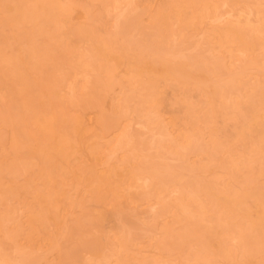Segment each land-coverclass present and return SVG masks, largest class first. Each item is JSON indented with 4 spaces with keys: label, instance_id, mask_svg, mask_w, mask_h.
Wrapping results in <instances>:
<instances>
[{
    "label": "rangeland",
    "instance_id": "1",
    "mask_svg": "<svg viewBox=\"0 0 264 264\" xmlns=\"http://www.w3.org/2000/svg\"><path fill=\"white\" fill-rule=\"evenodd\" d=\"M172 1L59 0L60 5L68 4L72 10L70 14L66 13L67 22L60 27L61 46L56 42L54 49L57 47L59 50L64 45L67 48L75 46L83 61L86 58L90 60L91 55L96 53L90 63L96 64L90 66L87 63V66L84 64L87 60H74V65L78 63L81 66L75 65L74 69V65L65 63L63 70L69 72L56 73L61 77L64 74L66 78L59 87L60 97L53 102L62 105L63 118L73 127L77 126L78 131L71 133L70 141L75 148L70 156L71 168L66 173L53 175L52 182L46 176L51 171L56 172L54 169L48 170L49 164L43 165L38 156L31 159L33 165L29 164V168L27 165V171L22 161L18 175L14 165L11 168L15 169V174L13 170L10 172L11 161L16 159V162L23 151L14 155L17 152L14 149V129L15 126L17 129L19 127L7 125L4 119L8 113H19V110L10 105L8 85L0 86V254L7 259L6 264H258L264 258V253H260L263 254L261 256H247L242 238L235 234L227 236V244L232 252L229 261L214 248L201 253L196 242H188L190 238L178 242L175 238L187 225L186 218L199 219L205 226H210L217 219L222 223V217L225 216L219 204L209 198L206 188L200 191L197 198V182L200 185L209 182L219 185L216 186L218 190L224 191L219 195L220 198L225 197L228 189L264 187V175L259 173L264 167V159L261 160L256 154V150L259 151L257 144L243 141L239 131L241 117L246 115L245 107L261 102L264 43L253 47L246 46L234 37L225 41L222 38L232 27L243 29L240 30L246 35L250 34L251 38L249 35L247 38L249 41H263L264 0H210L207 9L197 12L188 7L182 18L191 21L193 18L197 28L186 25L181 16L171 18L173 34L168 44L172 45L170 47L167 44L171 52L168 61L161 64L156 61L155 54L144 53V56H148L146 58L139 54L143 50L139 51L136 45L142 42L139 33L143 38L148 37V34L144 35L146 30L151 29L148 31L151 32L156 28L155 22L160 13L170 9L168 6H171ZM1 9L0 44L2 40L9 41L12 37L10 44L7 42V53L11 54L9 56L15 54L16 57L22 54L26 59L28 47L37 43L43 45L45 35L36 34L33 30L35 23L31 21L20 26L10 25L6 21L8 14ZM131 14H139L135 20L139 28L143 26L145 29L143 34L140 32L142 28L130 32V37L134 38L133 44L135 41L137 43L133 45L136 49H125L128 30L125 32V24L122 23L127 18V21L130 20L128 16ZM14 26L19 32L14 30ZM82 27L96 30L97 45L107 41L109 47V41L116 42L114 47L110 46L113 48L111 51L108 48L109 55L111 53L116 58L97 55L91 49L88 38L78 39L73 28L77 32ZM29 30H32L31 33ZM68 35L72 41L67 39ZM24 36L37 40L31 45L30 40L28 45ZM154 44L157 45V40H154ZM141 45L138 48L144 47ZM1 46L6 47L1 44L0 49ZM102 46L106 48L107 44ZM55 52L58 54L60 51ZM93 60L96 62L93 63ZM144 61H148L145 65L150 68L148 72H152L151 76L153 74L159 79L157 91L160 102L155 97L146 98L148 91L144 82L147 76L134 73L133 63L143 64ZM28 63L23 67L28 69L29 79L40 92L39 88L44 82ZM102 64L115 67H112L115 82L109 89L102 81L107 77ZM169 64L171 67L183 64L191 77L189 81L183 84L177 79L175 81L173 77L176 78V75L171 69L165 70L170 74L163 73L167 69L166 65L170 68ZM154 65L162 75L153 72ZM70 67L72 70H68ZM148 76L151 77L150 74ZM200 76L203 79L199 80ZM224 78H229L228 84L237 89L232 92L224 90ZM96 79H100L99 83ZM11 83H8L9 86ZM214 90L218 93H213ZM92 92L100 97L98 105L87 103L90 99L88 93ZM220 93L227 97H220ZM41 99L49 100L46 89ZM222 103L230 105L227 110L223 109ZM192 107L194 112L191 111ZM9 108H13L12 112L7 110ZM147 110H151L157 118L147 121ZM212 131L218 132L214 134ZM194 133H197V140ZM38 134L39 131L35 136ZM40 134L38 136L41 138ZM157 143H160L159 147ZM218 143L227 146L222 148ZM174 148H178L177 151ZM232 162L239 166L243 162L248 163V167L238 166V178L231 174ZM151 164L167 166L169 172L162 173L160 177H151L148 172ZM90 167L94 169L97 180L87 177ZM42 170L44 173L47 170V174H43ZM161 177L170 180L162 184ZM249 177L258 178L256 182L244 185L242 180ZM99 178L106 181L101 182ZM27 179L32 183L31 187L26 186L29 182ZM23 185L25 190L28 188L26 192L20 188ZM18 186L20 189H17ZM53 186H56V195L48 197V200L47 193ZM246 202L255 211V199L248 197ZM47 208L50 209V217L43 224L37 216L42 212L41 209ZM103 215L105 218L101 221Z\"/></svg>",
    "mask_w": 264,
    "mask_h": 264
},
{
    "label": "bare ground",
    "instance_id": "2",
    "mask_svg": "<svg viewBox=\"0 0 264 264\" xmlns=\"http://www.w3.org/2000/svg\"><path fill=\"white\" fill-rule=\"evenodd\" d=\"M209 1L210 0H173L172 3L170 4L171 6L170 7L168 6V8H170V9H168L167 11L164 10L163 12L160 13V17L159 18L157 17L158 21L156 20L157 22H155V23H157V26H156V28H154L155 30L153 29L154 32L153 31H151L152 33L148 32L151 29L146 30L147 33L145 32V34H144L146 36L148 34V37L144 36L146 39L143 38L142 34H143V30L145 28L143 26H141V24H140V26H141L142 30L140 32H142V34H141L142 36H140V33H139V30L141 28H139V25L137 24L138 22L136 21L137 20L136 18L138 17L139 14L138 15L133 14L134 16H136L135 18L131 14L132 16H128L130 18V20L127 21V19H128L127 18L125 20L126 22L124 21L122 23V24H125V26L123 25L124 27L122 26L124 29L126 28L125 32H126V30H128L126 32L127 33L126 34L127 39H126V45H125L126 47L124 46L125 49H128V48L132 49L134 47L133 45L137 44L136 41H135V44H133L134 38L132 39L130 37L129 33L134 31V30L139 29L137 31V33H139V37H142L141 38L142 42H139L140 39H138L137 42H139V43L136 46H137V49L139 51L143 50V51H140L139 54H141L143 56H144V53L145 54L147 53L148 55L149 54H152V55L155 54V56L157 57L156 61L160 62L161 64H165L168 61V55L171 52V50H170L171 48H169L167 46V44L169 43L168 39H170L171 38L170 35L173 34V33L171 34L172 27L170 28V26H172V25H170L171 18L180 17V16L182 18L184 12L187 10L188 7L192 8L194 10V12H197V10H199V9H207V7L210 6ZM169 2H170V0H169ZM185 3H186V5H185ZM1 8H3L6 11V13L8 14V18L6 16L5 17H6V21L8 20L10 25L15 24V26L16 25L20 26V24H23L27 21H31L32 24H33V22L35 23V24H33L34 25L33 30H35V33L39 32V33L43 34V36L45 35V37L43 38L45 43H43L41 41L43 43V45H41L40 43H37V45H34V44L31 45V43H33L34 40L36 42L37 39H34V37H33V40H31L28 37L29 38V40H28V38L25 37L27 34L24 36V38L27 39L28 45H29V41L31 40L30 41L31 46L28 47V51H27L28 57L26 59L22 54L16 57L15 54H13L15 56H13V55L9 56L10 53L9 52L7 53L6 49L7 48L9 49V44H10L9 42L11 41L12 37L10 38L9 41L8 40L7 41L2 40V43H1L2 45H5L6 47L4 48L3 46H1L2 49H0V86L6 87V85H8L7 86L9 88V92H8L9 95L8 96H10L9 102H11V104L10 103H8V104H10L11 107L15 106V110H19V113L16 112L18 114L15 113L16 115L14 113H8V117H6L7 115H5L4 122H6V124L9 126L10 125L11 126L17 125L19 127L18 129L16 126H15V129H14V127L12 128V129H14V135H15V142H14L15 148L14 147L13 148L15 149V152L17 150V152L14 153V155L15 154L18 155L21 153V151H23L20 155H18L19 157L17 158V161H16L17 163L20 162L21 165L16 164V162L14 161L16 159H14L13 162L16 165L13 164V162L11 161L12 164L10 163V168H11V165H12V167L14 165L15 169H18V170H16L17 171L16 174L18 175L19 170L22 169L21 168L22 161H23V165L25 164V166H23L24 170L27 171V169H26L27 165L29 168L30 167L29 164H31L33 162L31 159L33 157L35 158L36 156H38L39 157L38 159L41 160L40 162H42L43 165L47 166L49 164V168L47 167L48 170L51 171L52 169H54L53 171L56 172V173H52V171L51 172L49 171L50 173L48 172L49 174H48V176H46L47 179L48 180L50 179V181L52 182L53 181L52 180L53 175H59L60 173H62V174L66 173L71 168L70 156L75 151L74 145L70 141L71 140V133L78 131L77 126L73 127L72 125H70L68 123V121L66 119L63 118L64 112H63L62 105H58L57 102H56L57 104H55L53 102L55 100H58V98L60 97L59 87L62 86V83H64V78H66V77H64L65 76L64 74L61 77V76H58L56 73L59 71H61V72L65 71V69L63 70V64L65 65V63H67V65L69 63V64H71L70 66H72V65H74L73 64L74 60H77L80 62L83 61V57L81 55L78 56L79 52L76 51L75 46L70 45L71 48H67V46H65L61 42L62 45H64L65 47L63 46L62 48H60L61 50L59 49V47H58L59 50H57V47H56V50L54 49L56 42H57L58 46H61V45H59L60 44L59 39L61 40V38H62L60 27L67 22L66 20L68 17H67L66 13H69L70 10H72V6H70L68 4L65 6L60 5L59 0H0V9ZM1 11H2V9H1ZM69 14H68V16H69ZM131 17L133 19H131ZM196 19H197V16H196ZM38 20H40V22H37ZM182 21L188 26L192 25L193 28L194 27L197 28L195 25L196 22L193 21V18H192V21L191 20H185L182 18ZM3 22H5V21H3ZM126 25H127L128 29H127ZM15 26H14V30H15ZM16 29H19V27H17ZM20 29H21V27H20ZM73 29L76 31V28H73ZM240 29L239 30L233 29L231 27V29L227 30L229 33L227 34V32H226V35L222 38H224V41H225L227 38L229 39L231 37H234V38L238 39V41L245 44L246 46H253V47L257 44L264 43V40L260 41V42L257 41V39H255L257 37L254 38L256 41L255 40L254 41L247 40V38H249V37L251 38L250 34H248L249 35V37H248V35H246L243 31H241L243 29H241V30ZM17 31L19 32V30H17ZM22 31H23V29H22ZM29 31L31 33L32 30H29ZM75 31L74 32L70 31L69 33H71V32H73L74 34L76 33L79 36L78 37L75 34L76 37H78V39H80V37H81V40H82V38H84V39L88 38V40L91 41V44H92L91 49L96 51L97 55H100V56H103L106 58L110 57V55L112 57L114 56L111 53L109 55V52H108L109 49L108 48H110V51H111L113 49L112 47L115 46L116 42L112 43L109 41V43H111L109 45L112 47H110V46L108 47V43H106L107 41L105 43H104V41H102L104 45L107 44V47H106L108 49L107 50L106 48H104L102 46L103 45L102 43H101L102 45H97L96 41H98V40H96V38H98V37H96L97 36V35H95L96 32H94L96 30L89 29V28L83 29V27H82L81 30H78L77 32H75ZM24 33H26V32H24ZM27 33H29V32H27ZM33 33H34V31H33ZM133 33H132V35H133ZM14 35H15V32H14ZM75 35H73V36H75ZM70 36H72V35L70 34ZM70 36L67 39L72 41V39H70L71 38ZM158 37L160 38L159 39L160 41H158ZM22 38H23V36H22ZM81 40H79V41H81ZM135 40H137V39H135ZM154 40H157V45L154 44ZM143 41L145 43H143ZM52 42H53V44H52ZM73 42H75V41L73 40ZM73 42L70 43V41H69V43L72 45H73ZM151 42H153V43H151ZM67 43H66V45H67ZM140 43L144 44V45H141ZM38 44H40V45H38ZM138 45L139 46L141 45L144 47H142V49H141V47L138 48L139 47ZM168 45H170V47H171L172 44H168ZM135 47H134V49H136ZM12 49H15V48L12 47ZM29 49H30V51H29ZM53 50L60 51L61 53L59 52L57 54V52L54 51V54H53V52H52ZM10 51H12V50H10ZM94 51H93V53H94ZM29 52H31V53H29ZM55 53H56V56L54 57ZM29 54H30V56H29ZM59 54H61L60 55L61 58H60V56H57ZM95 54L96 53H94V55L92 54L93 57L91 55L90 60L84 56V58H86L85 60H87L86 62H84L85 60L83 61L84 64L87 65V63H88L90 66L95 65L96 63L91 65L92 64L91 58L94 59ZM57 57H59V59ZM144 57L146 58L148 56H144ZM114 58H116V56H114L112 59H114ZM62 59H64V60H62ZM68 59H69V61H68ZM70 59H72L71 60L72 62H70ZM13 60H15V61L13 62ZM27 60L30 61L29 63L31 65V67L36 71L39 78L44 82V85L40 86V88H39L40 92L37 91L36 84H34L29 79L28 69H25L23 67L25 64L28 63ZM59 60H61V61L59 62ZM255 60H257V59L255 58ZM96 61H98V59ZM96 61L93 60V63ZM217 61H215L216 64H217ZM117 62H119V61H117ZM146 62L148 63V61H146ZM146 62L143 64H140V63L137 64L136 62L133 63L132 66H134V68H135V72L134 71L133 72L135 74L140 75V76H147V78L144 82L145 86H146L145 88L148 91L146 98L148 99L150 97H155L156 101L160 102L161 100L159 101L160 97L158 96V91H157V88H158L157 82L159 79L157 76H153V74H152L153 77L151 76L152 72L151 71H150L151 73L148 72V70L150 68H148L147 65H145V64H147ZM75 65H76V67L81 66L80 64L78 65V63H75ZM75 65H74V67H75ZM175 65L176 64L172 65V67H171V65L169 64L170 68H168V65H166L167 69H164L162 72L164 73V72H166L165 70L171 69L170 71L174 72L175 73L174 75H176V78L173 77L175 79V81L177 79V82L179 80L180 81L179 83L182 82V84L187 82V80L189 81L188 78L190 77V75L188 73H186L187 71L184 69V65L183 64H179L176 66ZM102 66H104V68L102 67L104 69V72L107 73V77L105 79H102V81H105L106 87H107V89H109V88H111L112 85H114L113 82H115L114 81V77H115L114 73L115 72H114V69L112 68V67H114V65L110 66L111 68L107 67V66L105 67V65H103V64H102ZM181 66H183V67H181ZM74 67H72V68H74ZM76 67L74 69H76ZM154 67H155V65H154ZM152 68H153V66H152ZM197 68H199V67H197ZM218 68H219V65H218ZM66 69H67V66H66ZM70 69H71V67L68 70H70ZM156 69H158V68L155 67V70H153V72L155 71V74H157V73L159 74L160 72L157 71ZM68 72L69 71H67L65 74H67ZM147 72L150 74L151 77L148 76L149 74ZM162 72L159 75H162L163 74ZM171 72H168V74H170ZM172 76H173V74H172ZM10 77L12 78L11 80H10ZM200 78H201V76L199 77V80L203 79V78H201V79ZM204 79L206 80V77ZM228 79L229 78H224V81H225L224 90H229L230 92H232V91L236 90L237 87L234 85H229L227 82ZM8 80H10V82ZM96 80H98V79H96ZM99 80H98V83H99ZM206 81H205V83H206ZM202 82L200 81V83H202ZM8 83H11L10 86ZM228 87H229V89H228ZM44 89L47 90V94L49 95L48 101L41 99V95H42V92L44 91ZM159 93H160V91H159ZM213 93L217 94L218 92L216 90ZM219 95L222 98L227 97L224 93H220ZM260 95H261V97H260L261 102L259 104H252L248 107H245L244 110L246 111L245 112L246 115L241 117V123L240 124H242V125H241V128L239 131H240V135H241L243 141L245 140V141H248L246 143L250 142V143L257 144L259 151L256 150V154L259 157H261L260 159L262 160V159H264V86L260 89ZM88 96L90 98V99L88 98L89 99L87 101L88 104L98 105L100 103V97L98 95H96L95 93H93V92L91 94L88 93ZM8 104L6 106L10 107ZM221 106L223 107V109L227 110L230 105H228L227 103H222ZM13 108H11V109H13ZM11 109L9 108L7 110H10V112H12ZM191 111L192 112L195 111V110L193 111V107H192ZM148 116H149V118H148ZM155 116H156V114H152L151 110H147L146 118L149 119V120L146 119L147 121L151 122L150 120H154L155 118H157ZM36 130H37V132L39 131V134H40V132L42 133L41 138L38 136L39 134L37 136H35L37 134V132L34 135ZM159 130H162V129H159ZM217 132L218 131L213 132V133L216 134ZM193 136L197 140V133H194ZM37 137H38V139L36 140ZM157 144H158L157 146L159 147L160 143H157ZM194 145L196 146V144H194ZM219 145L221 147L223 144L222 145L219 144ZM224 145H226V144H224ZM225 147L222 146V148H225ZM174 149H175V151H177L178 148H174ZM231 150L233 151V148ZM30 161H31V163H30ZM31 165H33V164H31ZM243 165L245 167H248V163H246V162L245 163L243 162ZM46 166H44L45 169H47ZM238 166H239V164L237 165L235 162V163H233L232 168H231V174L236 178H238V172L240 170V168H239L240 166L239 167ZM15 169L13 170L11 168L9 170H10V172L13 170L14 172L13 171L12 172L15 174ZM45 169L43 168V170H45ZM93 170L94 169L92 167H90L87 170L90 173V175H89V173L87 172L88 173L87 177L88 178L93 177L97 180L98 177L94 176ZM21 172H20V174H21ZM148 172L151 175V177H156V176L160 177V176H163L162 173L169 172V169L167 166L151 164L150 167L148 168ZM259 173L264 175V167H262L259 170ZM41 174L42 173H40V175ZM43 174H47V170L45 171V173L43 171ZM31 177H32V175H31ZM42 177L45 178V176H43V175H42ZM29 178H30V176H29ZM161 178H162V184H165V182L170 180L169 178L164 179V180H163V177H161ZM257 178L258 177H249L245 180L243 179L242 182L244 183V185H249L250 183L256 182ZM47 179L45 178V180H47ZM100 179L101 178H99V180ZM27 181H29V180L27 179ZM100 181L105 182L106 179H102ZM45 183H47V182H45ZM31 184L32 183L29 181V182H27V185L26 184H24V185L31 187ZM24 185L20 186V188L22 187L25 190ZM216 186H219V185L215 184L214 182L213 183L209 182L205 185H200V183L197 182V198H198V194L200 193V191H202L203 188H206L208 190V193H209V198L211 200H213L214 203H216L217 205L219 204L224 215L226 216V217L225 216L222 217L223 218L221 220L222 223H220L219 220L217 219L216 221H213L214 222V223H212L213 225L205 226L202 223V221L199 219H197V221H196V220L186 218L187 225L183 228V231L181 233H179L178 235H176V237H175L177 242L181 241V240L185 241V239L190 238L191 240L188 242H196L197 246H199L201 253L203 250H206V249L208 250L210 248H214L215 250L218 251L220 256L224 257V259L226 261H229L230 259H232V252H231L230 247L227 244V242H228L227 236L235 234L238 237L242 238V240L244 242V247H246L247 256H250V255L254 256L256 254L260 255V253H264V187L244 188V189H237V190L228 189L225 191V197L220 198L219 195H221V193L224 191L221 189H219V190H221V191H219ZM20 188L18 186L17 189H20ZM99 188H100V186L97 187L98 190H99ZM27 189L25 190V192L27 191ZM10 191H12V189H10ZM18 192H20V191H18ZM21 192H23V190ZM55 192H56V186H53L50 189L49 193H47V194H49L47 196V199L49 200L48 197L52 198L54 194L56 195ZM12 193H13V191H12ZM248 197H252L255 199V211H252L250 206L247 205L246 199ZM48 200H47V202H49ZM41 210H42V212L39 213V215L37 217L40 220V222L42 221L41 223H43V221L46 222L45 220L48 217H50L49 216V213H50L49 210L50 209L47 208V210L46 209H41ZM200 211H201V209H200ZM104 218H105V215L102 216L101 221L104 220ZM33 219H35V217ZM38 219H35V220L37 221ZM47 220H49V219H47ZM225 225H226V227H224ZM234 227H236L237 229ZM177 242L174 241V243H177ZM188 244H190V243H187V245ZM196 255L200 256L199 253H197ZM261 255H263V254H261ZM6 261H7V259L5 258V256L0 254V264H6ZM25 262H27V261H25ZM32 263H35V261ZM27 264H28V262H27ZM258 264H264V258Z\"/></svg>",
    "mask_w": 264,
    "mask_h": 264
}]
</instances>
